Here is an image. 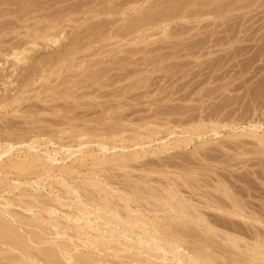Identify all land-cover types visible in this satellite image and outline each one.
Returning a JSON list of instances; mask_svg holds the SVG:
<instances>
[{
  "label": "rangeland",
  "instance_id": "374dc122",
  "mask_svg": "<svg viewBox=\"0 0 264 264\" xmlns=\"http://www.w3.org/2000/svg\"><path fill=\"white\" fill-rule=\"evenodd\" d=\"M0 25V92L3 96H13L8 99L10 102L7 100L0 104V129L5 131L0 130V136H7L5 142L3 137L0 138V144L4 145H0V151L10 144L19 146L0 157V207L5 199L12 201L15 198L12 201L15 204L9 206L13 211L10 209L9 212L10 215L12 212L15 214L14 226L27 237V227L22 229L19 221L35 219L37 212L41 213L37 218L39 223L42 216L46 220L51 212L47 214L46 211L50 210H42L45 200L58 217V222L65 225H62L65 232L68 231L54 234L51 227L50 230L45 229V226L49 228V224L41 221L43 232L48 230L44 234L51 235L46 238L56 240L52 241L55 244L30 242L34 247L29 243V253L35 259L23 256L28 261L20 257L18 251L10 254L14 259L7 257L11 260L6 258L9 253L1 251L0 264H15L17 256L24 260L20 261L21 264H45V258L37 251L39 245L46 249L51 244L48 248L55 250L53 246L58 243L63 246L69 241L70 247L74 245L72 252L76 247L74 255H85L89 262L92 261L88 264H135L134 259L138 257L139 260L146 257L147 264L158 261L150 256L152 251L144 254L130 250L131 241H127V246L123 239L117 236L111 239L108 234V240L113 243L107 241L110 246L106 242L103 246L107 245L106 249H102L95 241L103 220L98 219V226H89L93 224L90 219L91 223L84 222L85 225L83 221L74 223L71 220L72 215L78 212L76 196L83 203L87 201L85 204L92 208L97 206L94 204L97 196V201L100 197L101 203L111 204L112 208L117 203L120 207L116 210L119 212L121 209V216L132 209L128 213L141 216V219L138 217L141 220L138 224L145 221L156 226L158 223V235L155 236L162 235L158 237L159 243L163 237L167 240L182 239L181 249L192 252L191 245L195 244L192 242L197 244L201 240L209 247L206 253L215 256L218 264H244V244H252L255 240L264 244V143L258 140L261 129H264V0H0ZM65 45L70 47L66 54ZM55 48L66 55L58 61L55 59L57 63L53 60L58 53ZM13 53L17 56L25 54L24 61L16 67L12 64ZM41 61L43 63H37ZM33 65L41 67L38 69L40 72L33 77L34 80L32 78L23 84L21 79ZM65 86L71 87H67L69 91ZM61 120L63 122L60 123ZM250 125H259L260 128L254 127L247 132ZM244 129L249 136L242 132ZM16 137L19 139H14ZM28 140L36 143L34 146L40 152H48L55 161L51 164L45 160L30 162V153L24 146L31 143ZM99 144L115 148L103 151ZM78 147L81 151L76 149ZM75 149L80 152L74 154ZM114 154L121 155V159L112 158ZM58 178L66 183L65 186L57 183ZM65 187L73 188L71 195L64 193ZM17 194L25 195L20 196L28 200L29 207L35 201L36 208H29L26 204L25 207L23 204L26 202L21 203L22 199L18 200ZM155 195L175 207L186 203L188 211L192 209L191 214H201L215 231L210 235L202 230L203 224L190 225L174 213L161 214L163 211H159L162 208L154 205ZM90 197H93L92 202H89ZM29 199L32 205H29ZM62 204L68 205L63 207ZM234 204L242 209L243 219L230 214ZM123 205L129 208L124 210ZM6 216L0 214V219L12 220V217ZM156 217L160 223L154 219ZM166 217L170 224L166 222ZM74 224L85 226L86 232L81 228L83 234L75 238L74 233L72 235L76 229ZM134 230L142 232L138 227ZM165 230L169 234H162ZM225 235L238 237L240 248L234 250L228 243L225 244ZM83 240L90 242L91 247ZM120 241L125 252L119 250ZM3 249L6 248L0 245V250ZM72 252L69 254L73 255ZM58 256L51 264H76L68 256H65L66 259L64 255ZM165 263L176 264L170 258L165 259Z\"/></svg>",
  "mask_w": 264,
  "mask_h": 264
},
{
  "label": "bare ground",
  "instance_id": "6f19581e",
  "mask_svg": "<svg viewBox=\"0 0 264 264\" xmlns=\"http://www.w3.org/2000/svg\"><path fill=\"white\" fill-rule=\"evenodd\" d=\"M24 1H26V0H24ZM43 1V0H42ZM47 1V0H46ZM38 2V1H37ZM34 3V2H33ZM41 3V2H40ZM44 3V2H43ZM29 4V3H28ZM34 5V4H33ZM44 5V4H43ZM48 5H49V3H48ZM21 6V5H20ZM41 6V5H40ZM39 7V6H38ZM19 8V7H18ZM36 8V7H35ZM45 8V7H44ZM15 9V8H14ZM41 9V8H40ZM64 9V8H63ZM63 9H61V10H63ZM11 10V9H10ZM13 10V9H12ZM11 10V11H12ZM60 10V11H61ZM65 10V9H64ZM38 11V10H37ZM5 12V11H4ZM8 13H10L9 11H7ZM21 12V11H20ZM19 12V13H20ZM31 12V11H30ZM66 12H68V11H66ZM14 13V12H13ZM47 13V12H46ZM45 13V14H46ZM52 13V12H51ZM20 14H22V13H20ZM49 14V13H48ZM68 14V13H67ZM23 15V14H22ZM51 15V14H50ZM18 16H19V14H18ZM43 16V15H42ZM21 17V16H20ZM51 18V17H50ZM61 18V17H60ZM137 18V17H136ZM26 19H28V18H26ZM51 19H53V18H51ZM57 19V18H56ZM134 19V18H133ZM129 20V19H128ZM128 20H127V23H128ZM131 20V19H130ZM138 20V19H137ZM140 20H142V19H140ZM145 20V19H144ZM14 21V20H13ZM37 21V20H36ZM40 21V20H39ZM43 21V20H42ZM125 21V20H124ZM35 22V21H34ZM33 22V23H34ZM138 22H139V20H138ZM4 23V22H3ZM32 23V22H31ZM140 23V22H139ZM142 23V22H141ZM51 24V23H50ZM8 25V24H7ZM10 25V24H9ZM32 25V24H31ZM30 25V26H31ZM128 25V24H127ZM126 25V26H127ZM133 25V24H132ZM1 26V25H0ZM13 26V25H12ZM17 26V25H16ZM21 26V25H20ZM36 26V25H35ZM123 26V25H122ZM129 26H131V24H129ZM141 26V25H140ZM3 27V26H2ZM26 27V26H25ZM124 27V26H123ZM131 27H137V25L136 26H131ZM130 27V28H131ZM40 28V27H39ZM43 28V27H42ZM41 28V29H42ZM127 28V27H126ZM5 29H7V28H5ZM16 29V28H15ZM134 29V28H133ZM1 30V29H0ZM128 31H129V29H127ZM132 30V29H131ZM17 31V30H16ZM134 31V30H133ZM7 32V31H6ZM21 32V31H20ZM121 32V31H120ZM131 32V31H130ZM4 35V34H3ZM3 35H1L2 37H3ZM1 37V38H2ZM11 37V36H10ZM12 37H14V36H12ZM8 38V37H7ZM44 40V39H43ZM42 40V41H43ZM47 40H50V39H47ZM74 40V39H73ZM20 41V40H19ZM71 42V41H70ZM68 44V43H67ZM70 45V44H69ZM68 45V46H69ZM72 45V44H71ZM70 45V46H71ZM1 46V45H0ZM4 47V46H3ZM13 47H15V46H13ZM13 47H11V49H13ZM64 47V46H63ZM65 47H66V45H65ZM70 48V47H69ZM68 47H66V52H65V54L67 53V51H68V49H69ZM17 49V48H16ZM34 49V48H33ZM61 49H63L64 50V48H62L61 47ZM28 50V49H27ZM64 50V51H65ZM1 51V50H0ZM55 51L56 52H58V53H56V55H55V58L53 59V60H59V59H62L61 57L62 56H66V55H63L64 54V51L62 52V50H56V48H55ZM72 52V51H71ZM70 52V53H71ZM9 52H7V54H8ZM51 53V52H50ZM69 54V53H68ZM67 54V55H68ZM46 55H47V53H46ZM49 55V54H48ZM13 58H14V62H12V64H13V66H17V65H20L21 64V62L22 61H24V59H25V54L23 55L22 53H21V55L20 56H17V55H15L14 53H13ZM0 57H1V55H0ZM39 57V56H38ZM48 57V56H47ZM41 59L43 58V57H40ZM50 58H51V56H50ZM65 58V57H64ZM31 59V58H30ZM33 59V58H32ZM31 59V60H32ZM38 59V58H37ZM45 59V58H44ZM67 59V58H66ZM1 60V59H0ZM3 60V59H2ZM9 60V59H8ZM11 60H13V59H11ZM38 60H40V59H38ZM48 60V59H47ZM47 60H46V62L45 63H47ZM52 60V61H53ZM56 60H55V62H56ZM6 61V60H5ZM10 61V60H9ZM33 61H34V59H33ZM32 61V62H33ZM51 61V62H52ZM8 62V61H7ZM30 62V61H29ZM36 62V61H35ZM35 62H33V63H35ZM9 63V62H8ZM11 63V62H10ZM20 63V64H19ZM37 63H43L42 61L41 62H37ZM36 63V64H37ZM57 63V62H56ZM61 63V62H60ZM49 64V63H48ZM47 64V65H48ZM50 64H52V63H50ZM66 64V63H65ZM1 65V64H0ZM23 65V64H22ZM30 65V64H29ZM9 66V65H8ZM7 66V67H8ZM12 66V65H11ZM31 66V65H30ZM36 66V65H35ZM34 65H33V67L32 68H29V69H31L29 72H28V69H27V73H25V75H24V78L23 79H21L22 80V83L24 84V83H26V82H28V81H30L38 72H40L38 69L39 68H41V67H39V68H37V66L35 67ZM50 66V65H49ZM67 66V65H66ZM21 67H23L24 68V66H21ZM44 67H46V66H44ZM19 68H20V66H19ZM27 68V67H26ZM4 69V68H3ZM15 69V68H14ZM47 69H49V68H46V70ZM5 70H6V68H5ZM19 70V69H18ZM11 71V70H10ZM43 71H44V69H43ZM9 72V71H8ZM26 72V71H25ZM5 73H6V71H5ZM18 74V73H17ZM20 74V73H19ZM37 76V75H36ZM23 77V76H22ZM68 77V76H67ZM1 78V77H0ZM5 78V77H4ZM15 78V77H14ZM87 78V77H86ZM36 79H38V78H36ZM68 79V78H67ZM66 79V80H67ZM82 79V78H81ZM21 80H20V83H21ZM32 80H34V78L32 79ZM74 80V79H73ZM77 80V79H76ZM76 80H75V82H76ZM83 80V79H82ZM36 81V80H35ZM63 81H64V79H63ZM62 81V82H63ZM86 81V80H85ZM69 82V81H68ZM73 82V81H72ZM77 82H79V81H77ZM83 82V81H82ZM19 83V84H20ZM67 84H69V83H67ZM75 84V83H74ZM22 85V84H21ZM20 85V86H21ZM70 85V84H69ZM76 85V84H75ZM27 86V85H26ZM71 86V85H70ZM16 87V86H15ZM66 87V86H65ZM68 87V86H67ZM67 87H66V90H68L69 91V89H67ZM72 87V86H71ZM71 87H68V88H71ZM78 87V86H77ZM77 87L75 88V89H77ZM83 87V86H82ZM13 88V87H12ZM74 88V87H73ZM79 88V87H78ZM22 90V89H21ZM62 90H64V89H62ZM9 91V90H8ZM19 91V90H18ZM65 91V90H64ZM2 92V91H1ZM1 92H0V94H1ZM12 92V91H11ZM16 93V92H15ZM15 93H12V95L13 94H15ZM2 95V94H1ZM9 95H11V94H5L4 96L2 95V97H0V104L2 103V102H5V101H7L9 98H13V96H9ZM16 95V94H15ZM15 95H14V98H15ZM17 99V98H16ZM22 99V98H21ZM13 100V99H12ZM15 100V99H14ZM9 101V100H8ZM10 102V101H9ZM14 103V102H13ZM54 105V104H53ZM41 106H43V105H41ZM51 106V105H50ZM9 107V106H8ZM45 107V106H44ZM55 107V106H54ZM60 108V107H59ZM59 108H57V109H59ZM66 108V107H65ZM15 109V108H14ZM18 109V108H17ZM16 109V110H17ZM22 109V108H21ZM50 109V108H49ZM6 110V109H5ZM20 110V109H19ZM18 110V111H19ZM39 110V109H38ZM45 110V109H44ZM51 111H52V109H50ZM64 110V109H63ZM22 111V110H21ZM36 111H37V107H36ZM48 111V110H47ZM39 112V111H38ZM60 112V111H59ZM11 113H13V111L11 112ZM15 113V112H14ZM5 114V113H4ZM3 114V115H4ZM17 117V116H16ZM20 117V116H19ZM27 117V116H26ZM32 118V117H31ZM26 119V118H25ZM31 120V119H30ZM28 121V120H27ZM58 121V120H57ZM13 122V121H12ZM56 122V121H55ZM61 122H63L62 120L60 121V123ZM67 122V121H66ZM16 123V122H15ZM31 123V122H30ZM59 123V122H58ZM32 124H34L33 122H32ZM17 125V124H16ZM53 125H54V123H53ZM251 125H254V124H251ZM248 126L247 128H248V130H247V132H249V130H251V129H255L254 127H258V126ZM8 126V125H7ZM33 126H35V125H33ZM37 126V125H36ZM60 126V125H59ZM65 126H66V124H65ZM262 126V125H261ZM12 127V126H11ZM10 127V128H11ZM41 127V126H40ZM40 127H38V128H40ZM236 127V126H235ZM264 127V126H263ZM19 128V127H18ZM26 128V127H25ZM245 129H247L246 127H244ZM259 128H260V126H259ZM259 128H257V129H259ZM262 128V127H261ZM8 129V128H7ZM41 129V128H40ZM55 129V128H54ZM57 129V128H56ZM209 129V128H208ZM232 129H233V127H232ZM243 129V128H242ZM244 129V131H242V130H240V131H242V132H246V130ZM1 130V129H0ZM9 130V129H8ZM16 130V129H15ZM32 130V129H31ZM48 130V129H47ZM260 130V129H259ZM262 130V132H263V130L264 129H261ZM261 130H260V132H261ZM1 131H3V132H5L3 129L1 130ZM17 131V130H16ZM27 131V130H26ZM40 131V130H39ZM215 132H216V130H214ZM12 132L14 133V130L12 129ZM19 132V131H18ZM24 132V131H23ZM51 132V131H50ZM246 132V133H247ZM251 132H253V131H251ZM262 132L260 133V136L258 137L259 139V143L260 142H262V143H264V133L262 134ZM7 133V132H6ZM5 133V134H6ZM9 133V132H8ZM11 133V132H10ZM13 133H11V134H13ZM33 133V132H32ZM36 133V132H35ZM39 133V132H38ZM44 133V132H43ZM47 133V132H46ZM86 133V132H85ZM212 133H214L213 131H212ZM255 133H256V131H255ZM21 134V133H20ZM37 134V133H36ZM42 134V133H41ZM216 134H217V132H216ZM241 134V133H240ZM249 134H251L252 136L253 135H255V134H253V133H249ZM1 135V134H0ZM30 135V134H29ZM33 135V134H32ZM45 135V134H44ZM81 135V134H80ZM235 135H237V134H234V136ZM239 135V134H238ZM243 135V134H242ZM241 135V136H242ZM247 135H248V133H247ZM250 135V137H252ZM257 135H259V134H257ZM9 136V135H8ZM25 136V135H24ZM36 136V135H35ZM74 136V135H73ZM194 136V135H193ZM217 136H218V134H217ZM240 136V135H239ZM249 136V135H248ZM3 137V136H2ZM1 136H0V138H2ZM6 137V139H7V136H5L4 135V137H3V140H4V142H5V140L6 139H4ZM29 137V136H28ZM80 137V136H79ZM198 137V136H197ZM196 137V138H197ZM13 138V137H12ZM11 138V139H12ZM22 138V137H21ZM27 138V137H26ZM35 139H37V137H34ZM33 138V139H34ZM38 138H40L39 137V135H38ZM45 138H47V137H45ZM75 139H78V137L76 138V137H74ZM10 139V140H11ZM14 139H17V137L16 138H14ZM19 139V138H18ZM17 139V140H18ZM24 139V138H23ZM22 139V140H23ZM33 139H31V140H33ZM41 139V138H40ZM257 139V138H256ZM0 140H2V139H0ZM10 140H8L9 141V144H10ZM26 140V139H25ZM31 140L29 141V142H31ZM52 140V139H51ZM49 141V140H48ZM87 141H89V140H87ZM7 142V141H6ZM24 142V141H23ZM22 142V143H23ZM21 143V144H22ZM41 143V142H40ZM83 143V142H82ZM19 144V143H18ZM21 144H20V147H21ZM38 144V143H37ZM43 144H45V143H43ZM48 144H50V143H48ZM226 144H228V143H226ZM0 145H2V144H0ZM34 145H36V143L34 144L33 142H31V143H29V144H24V146H26V149H28V151H29V153H30V162H34V161H43V160H45V161H48V163H52L53 161H55L54 159L55 158H52L49 154H48V152H40V149H36L35 148V146ZM46 145V144H45ZM55 145V144H54ZM219 145V144H218ZM3 147H4V145H2ZM23 146V145H22ZM44 146V145H43ZM59 146V145H58ZM1 147V146H0ZM3 147L1 148V151H0V157L2 156V155H4V154H6V155H8L7 153L9 152V150H11L12 148H14V149H16L17 147H19L18 145H9L8 147L6 146L4 149H3ZM41 147V146H40ZM80 147H82V145L80 146ZM80 147H78V148H76V149H78V150H80L81 148ZM101 147V148H100ZM226 147V146H225ZM227 147H228V145H227ZM22 148V147H21ZM20 148V149H21ZM39 148V147H38ZM66 149H68L69 150V148H67V147H65ZM83 148V147H82ZM99 148L100 149H102L103 151H110V150H113L115 147L112 145V146H105V145H101V144H99ZM18 149V148H17ZM23 149V148H22ZM21 149V150H22ZM65 149V150H66ZM75 149V150H76ZM122 149H124L125 150V148H122ZM71 150H73V149H71ZM127 150V149H126ZM17 151V150H16ZM15 151V152H16ZM20 151V150H19ZM23 151H25V150H23ZM81 151V150H80ZM79 151V152H80ZM66 152V151H65ZM78 151L76 150L75 152H73L74 154H76ZM78 152V153H79ZM23 153V152H22ZM72 153V155H74ZM111 153V152H110ZM114 153V152H113ZM17 154V153H16ZM19 154V153H18ZM5 156V155H4ZM20 156V155H19ZM25 154H24V158H25ZM112 158H115V159H121V155H117V154H114V155H112ZM1 159V158H0ZM11 159V158H10ZM18 160H19V158H18ZM27 160V159H26ZM103 160V159H102ZM12 161V160H11ZM104 162V161H103ZM108 162V161H107ZM16 163H17V161H16ZM118 163V162H117ZM30 165V164H29ZM17 166V165H16ZM27 168V167H26ZM22 169V168H21ZM2 171V170H1ZM8 172V171H7ZM35 172V171H34ZM45 176V175H44ZM43 176V177H44ZM28 177V176H27ZM55 177V176H54ZM190 177V176H189ZM60 178V177H59ZM59 178H58V180H57V183H59L60 185H63V186H65V184L64 183H62L61 182V180H59ZM90 178V177H89ZM4 179V178H3ZM6 179V178H5ZM83 179V178H82ZM90 180H91V178H90ZM1 181H3V180H1ZM8 181V180H7ZM18 181V180H17ZM16 181V183H18ZM31 181V180H30ZM55 181V180H54ZM92 181V180H91ZM21 182V181H20ZM93 182V181H92ZM91 182V183H92ZM15 183V182H14ZM33 183V182H32ZM90 183V184H91ZM9 184V183H8ZM34 184V183H33ZM84 184V183H83ZM86 184V183H85ZM6 185V184H5ZM12 185V184H11ZM16 185V184H15ZM93 185V184H92ZM44 186V185H43ZM62 186V187H63ZM91 186V185H90ZM96 186V188H97V184L95 185ZM94 186V187H95ZM99 186V185H98ZM108 186V185H107ZM14 187V186H13ZM83 187V186H82ZM93 187V186H92ZM91 187V188H92ZM100 187V186H99ZM37 188V187H36ZM55 188V187H54ZM53 188V189H54ZM58 188V187H57ZM102 188V187H101ZM171 188V187H170ZM173 188H175V187H173ZM214 188H216V187H214ZM220 188V187H219ZM16 189V188H15ZM43 189V188H42ZM61 189V188H60ZM71 189H73V188H69V187H65V191H64V193L66 194V195H71V193L73 192V190H71ZM79 189V188H78ZM104 189V188H103ZM4 190V189H3ZM82 190H84V189H82ZM218 190V189H217ZM9 191V190H8ZM23 191V190H22ZM35 191V190H34ZM38 191V190H37ZM52 191V190H51ZM72 191V192H71ZM99 191V190H98ZM103 191V190H102ZM112 191V190H111ZM131 191V190H130ZM134 191V190H133ZM85 192V191H84ZM106 192V191H105ZM109 192V191H108ZM23 193V192H22ZM27 193V192H26ZM31 193V192H30ZM33 193V192H32ZM41 193V192H40ZM40 193H38V195L40 194ZM63 193V192H62ZM75 193V192H74ZM83 193V192H82ZM131 193V192H130ZM178 193V192H177ZM28 194H29V192H28ZM36 194H37V192H36ZM43 194V193H42ZM65 194H64V197H66L65 196ZM79 194V193H78ZM77 194V195H78ZM87 194V193H86ZM90 194V193H89ZM91 194H92V191H91ZM91 194H90V196H91ZM127 194V193H126ZM133 194V193H132ZM134 196H136V194L137 193H135L134 192ZM170 194V193H169ZM175 194V193H174ZM18 195V194H17ZM21 195V194H20ZM20 195H18V200H20V199H22V197L21 196H25L24 194H22L21 196ZM35 195V194H34ZM63 195V194H62ZM98 195V194H97ZM119 195V194H118ZM124 195V194H123ZM162 196H163V194H161ZM168 195V194H167ZM224 195V194H223ZM226 195V194H225ZM30 196V195H29ZM61 196V195H60ZM74 196H76L75 194H74ZM73 196V197H74ZM100 196V195H99ZM110 197H112L111 195H109ZM153 196V195H152ZM164 196H165V194H164ZM179 196V195H178ZM16 197V196H15ZM44 197V196H43ZM62 197V196H61ZM60 197V198H61ZM68 197V196H67ZM66 197V198H67ZM102 197V196H101ZM106 197H107V195H106ZM109 197V198H110ZM131 197V196H130ZM155 197H156V195H155ZM158 197V196H157ZM157 197H156V201H154L156 204H154L155 206L158 204L162 209H160V207H156V208H158V209H160V211L159 210H157L156 208V210H157V212L159 211V212H161V211H163V212H161V214H163L164 213V215H165V212L166 213H174V214H176L178 217H180V219H184L187 223H193L194 225H201V224H203L204 225V229L202 228V230H205V232H209L210 233V235H211V233H213V231H215L213 228H212V226L211 225H209L207 222H205V220L203 219V217L201 216V214L199 215H193V213L191 214L190 213V211L192 210H190V211H188L189 209V207H188V205H187V207H185L186 205V203L183 205V206H179L178 205V207L176 206L175 207V205L173 204V205H171L166 199H162L163 197H161L160 199H159V197H158V199H157ZM180 197H181V195H180ZM183 197V196H182ZM2 198V197H1ZM26 198V197H25ZM29 198V197H28ZM31 198H34V196H31ZM38 197H35L34 199H37ZM40 198H41V196H40ZM59 198V197H58ZM70 198V197H69ZM81 198V197H80ZM93 198V197H92ZM91 197H90V200L92 199ZM97 198H98V196L95 198L96 199V201H97ZM104 198V197H103ZM123 198V197H122ZM127 198H129V197H127ZM164 198H166V197H164ZM174 198V197H173ZM235 198V197H234ZM15 199V198H14ZM14 199H12V201L14 200ZM27 199V198H26ZM75 199V204H76V208H77V210H78V212H77V214L75 215V216H73L72 214V221H74V223H75V221H83V225H85L86 223H91L90 222V220L92 221V223L93 224H88L89 226H93L94 224L95 225H97L99 222H98V219L99 220H103V224H101V227L99 228L100 229V231H99V233H98V235H97V240L95 241V242H98V244L100 243V245H101V247H102V249H106V247H107V245H106V247L104 248L103 246H105V244H106V242L107 241H109L108 240V236L112 239H115V237L117 236L118 238H121V239H123L125 242H123L124 244H128L127 243V241H131L132 242V244H130V246H129V248H130V250H138V252L140 251V252H144V254L147 252V251H152V253H151V255L150 256H152L153 258H155L156 260H158L155 264H166L165 263V259H167L168 258V260H169V258H170V261H172V263H174V262H176V264H218L217 263V261L215 260V256L213 257L212 255H210V253L209 254H207L206 252L208 251L207 249H209V247H208V245H205V243L203 244L202 243V241H201V244H200V241H197V242H199V243H197L196 244V242L194 241V242H192V243H195V244H192V245H194L193 247H192V245H191V249H192V252L191 251H188L186 248V250H184L183 251V249H181V247H180V242L181 243H183L182 242V239H177L176 237H174V238H176V240L174 239H172V240H167L166 239V237L164 238H161V239H163V241L161 242V243H159V241H158V237H160V235L159 236H155V235H158V233H156V231H157V228H156V226H157V224L158 223H156V226L154 225V223L153 222H149L148 224H146V223H144L145 221H143V223H141V224H138L139 222L138 221H141V220H139L138 219V217H140V219H141V216H136L135 217V215H131L130 213H128L129 211L130 212H132L133 210L132 209H130L129 211L128 210H126V208H129V207H127V205H126V207L124 206V210H126V212H127V214L125 215V214H123V216H121V214H120V210H119V212L116 210L117 208L116 207H118L115 203V205L114 206H116L115 208H112V206H110V205H107L108 203H101V202H103L102 200H101V202L99 201L100 200V197H99V202L97 201H95V203L94 204H97V206H98V208H97V206L95 207V209H93L92 207H89V206H87L85 203H87V201L85 202L84 201V203L79 199V196H78V198H77V196H76V198H74ZM84 199H86L85 198V196H84ZM84 199H82V200H84ZM153 199H155L154 198V196L152 197V200ZM232 199V198H231ZM1 200H3V199H1ZM6 200V201H5ZM4 200V202H2V205H1V207H0V214H4V216H5V214L8 216V217H12V220L11 221H8V220H6V219H4L3 217V220H1L0 219V245L2 246V247H5L6 249L4 250H0V252L1 251H4V253L5 252H7V253H9V255L8 256H6V258L7 257H10L11 255L10 254H12L14 251H18V253H20V254H22V256L19 254V256L20 257H22L23 259H24V257L23 256H25V257H28L30 260H34L35 259V257L33 258V255H31L29 252V249H30V245H31V243L30 242H34V243H44L45 244V242L47 243H49V242H52V241H54V240H50V237H49V239L48 238H46V237H48V236H51L50 234L48 235V236H46L44 233L46 232V231H48V230H46L45 232H43L44 230L42 229L43 227H41V225L40 224H42L41 223V221L43 222V224L45 223V224H49V225H47V226H49V228H46V226H45V229H51V230H53L54 231V234H62V233H67V232H65V227H63L62 225H64V224H60L59 222H58V217L51 211V208H50V206H48V204H47V202H45V200H44V203H45V205H44V203H43V205L44 206H42L41 208H42V210L44 211L45 209H47V210H50V211H46V213L47 212H51V214L49 215L48 213V215H47V219L45 220L44 219V216H42L43 217V219L41 218L40 219V223H39V219H37L38 218V215H39V217L41 216L40 214H37L36 213V215H37V218H35V219H33L32 217L33 216H35V215H33L31 218L33 219H28V221H26V220H24V221H19L20 222V224L22 225V229H23V227L25 228V227H27L26 229V231L29 233V236H24L25 234H23L22 232H20L19 230H18V228H16L15 226H14V222H15V220H16V218H15V214H14V212H12L11 213V215L13 214V216H11L10 215V209L12 210V208H10L9 206L10 205H13V204H15L14 202H12L10 199L8 200V199H5ZM30 200V199H29ZM33 200V199H32ZM43 200V199H42ZM41 200V201H42ZM58 200V199H57ZM56 200V201H57ZM89 200V202H92L93 200H91L90 201ZM121 200V199H120ZM130 200V199H129ZM134 200V199H133ZM23 201H25L26 203H24L23 205L25 206V204L27 205V201L28 200H24V199H22L20 202L22 203ZM53 201V200H52ZM65 201V200H64ZM111 201V200H110ZM126 201V200H125ZM170 201V200H169ZM236 201H237V199H236ZM17 203H19L20 204V202L19 201H16ZM31 200L29 201V205L31 204L32 206H34V208H36L35 207V205H34V203L33 202H35V201H33V202H31ZM39 202V201H38ZM60 202H62V201H60ZM72 202V201H71ZM88 202V203H89ZM112 202V201H111ZM129 202V201H128ZM238 202V201H237ZM16 203V205H18ZM40 204H42V202H39ZM173 203H174V201H173ZM180 203V202H179ZM47 204V205H46ZM65 204V203H64ZM72 204V203H71ZM71 204H69V206H71ZM92 204V203H91ZM20 205H22V204H20ZM36 205H38V206H40L38 203H36ZM59 205V204H58ZM60 205H61V203H60ZM66 205H68V204H66ZM65 205V206H66ZM24 206H22L23 208H24ZM28 206V205H27ZM32 206H30V207H32ZM37 206V208L39 209V207ZM45 206H46V208H45ZM62 206H63V204H62ZM65 206H63V207H65ZM68 206V207H69ZM73 207H74V205H72ZM110 206V207H109ZM26 207V206H25ZM29 207V206H28ZM29 207V208H30ZM120 207V206H119ZM118 207V208H119ZM132 207V206H131ZM196 207V206H195ZM9 208V209H8ZM17 208V207H16ZM40 208V209H41ZM60 208V207H59ZM97 208V209H96ZM112 208V209H111ZM164 208V209H163ZM191 208V207H190ZM14 209V208H13ZM32 209V208H31ZM69 209V208H68ZM71 209H72V207H71ZM74 209V208H73ZM154 209V210H155ZM16 210V209H15ZM14 210V211H15ZM59 210V209H58ZM61 210V209H60ZM97 210H98V212L99 213H97ZM132 210V211H131ZM197 210V209H196ZM217 210H218V208H217ZM242 209L241 208H239V206L236 204H234V206L232 207V209L230 210V214L232 215V216H237L238 218L239 217H241L242 219L245 217V216H243V213H242V211H241ZM10 211V212H9ZM13 211V210H12ZM18 211V210H17ZM44 211V212H45ZM61 211H63V210H61ZM61 211H60V213H61ZM69 211V210H68ZM75 212H76V210H74ZM135 211V210H134ZM9 212V213H8ZM16 212V211H15ZM21 212V211H20ZM42 212V211H41ZM72 212H73V210H72ZM156 211H154V213H155ZM158 212V213H159ZM63 213V212H62ZM66 213V212H65ZM69 213H70V211H69ZM79 213V214H78ZM122 213V212H121ZM136 213V212H135ZM157 213V214H158ZM246 213V212H245ZM19 214V213H18ZM24 214V213H23ZM32 214H33V212H32ZM35 214V213H34ZM227 214V213H226ZM25 215V214H24ZM58 215V214H57ZM63 215V214H62ZM70 216L69 214H66V216ZM125 215V216H124ZM3 216V215H2ZM6 216V217H7ZM21 216H23L22 215V213H21ZM26 216H27V214H26ZM172 216H173V214H172ZM172 216H169V217H172ZM65 216H63V218H64ZM174 217L176 218V216L174 215ZM177 217V218H178ZM206 217V216H205ZM204 217V218H205ZM1 218V217H0ZM28 218V217H27ZM68 218H71V217H66V219H68ZM102 218V219H101ZM173 218V217H172ZM174 218V219H175ZM24 219V218H23ZM90 219V220H89ZM153 219V218H152ZM154 219H158L159 220V218L158 217H156V218H154ZM153 219V220H154ZM161 219V218H160ZM169 219H171V218H169ZM252 219V218H251ZM6 220V221H5ZM19 220V219H18ZM63 220V219H62ZM143 220V219H142ZM144 220H147V219H144ZM157 220V221H158ZM162 220V219H161ZM177 220H179V219H177ZM60 221V220H59ZM65 221V220H64ZM64 221H60V222H64ZM67 221V220H66ZM69 221V220H68ZM163 221H164V218H163ZM172 221H174L173 219H172ZM181 221V220H180ZM183 221V220H182ZM209 221V220H208ZM84 222H86L85 224H84ZM146 222H148V221H146ZM159 223H160V220L158 221ZM162 222V221H161ZM166 222H170V221H167V217H166ZM215 222V221H214ZM252 222V221H251ZM66 223V222H65ZM68 223V222H67ZM66 223V224H67ZM72 223V222H71ZM178 223V222H177ZM184 223V222H183ZM217 223V222H216ZM43 224H42V226H43ZM68 224H70V223H68ZM76 224H77V222H76ZM76 224H74V226L73 225H71V226H73V227H76V229L74 228V232H72V235H73V233H74V235H75V238H77L76 236H81L82 234H83V232H81V228L84 230V227H80V224H78L79 226H77ZM170 224V223H169ZM180 224V223H179ZM210 224H211V221H210ZM215 224V223H214ZM214 224H212V225H214ZM82 224H81V226H83ZM87 225V226H88ZM163 225V224H162ZM183 225V224H182ZM186 225V224H185ZM191 225V224H190ZM65 226V225H64ZM66 226H68V225H66ZM86 226V227H87ZM98 226V225H97ZM158 226H159V224H158ZM165 226V225H164ZM167 226V225H166ZM181 226V225H180ZM51 227V228H50ZM70 227V226H69ZM135 227H138L139 229H141L142 230V232H141V230H140V232L141 233H139L138 232V230H137V232L134 230V228ZM160 227H161V225H160ZM163 227V226H162ZM199 227V226H198ZM21 228V227H20ZM91 229L93 228V227H90ZM96 228V227H95ZM169 228V227H168ZM167 228V229H168ZM56 229V230H55ZM70 229V228H69ZM137 229V228H136ZM170 229V228H169ZM71 230V229H70ZM69 230V231H70ZM72 231V230H71ZM88 231V230H87ZM94 231V230H93ZM96 231V230H95ZM160 231H162V230H160ZM169 231V230H168ZM176 231H179V230H176ZM84 232H86V230H84ZM98 232V231H97ZM163 232V231H162ZM259 232V231H258ZM25 233V232H24ZM71 233V232H70ZM144 233L147 235H144ZM156 233V234H155ZM161 233V232H160ZM167 234L168 232H166V230H165V232L164 233H162V234ZM176 233V232H175ZM27 234V233H26ZM52 234V233H51ZM54 234H52V236L54 235ZM85 234V233H84ZM92 234V233H91ZM97 234V233H96ZM106 234H108V236L106 235ZM169 234V233H168ZM174 234V233H173ZM179 235L181 234V232H179L178 233ZM225 234V233H224ZM244 234V233H243ZM71 235V234H70ZM73 235V236H74ZM93 236H94V234H92ZM192 235V234H191ZM195 235H196V233H195ZM194 235V236H195ZM214 235V234H213ZM240 235V234H239ZM260 235V234H259ZM258 235V236H259ZM262 235V234H261ZM62 236V235H61ZM84 236V235H83ZM86 236V235H85ZM87 236H88V234H87ZM93 236H91V237H93ZM162 236V235H161ZM176 236V235H175ZM183 235H181V237H182ZM197 236V235H196ZM208 236V233H207V235H206V237ZM219 236V235H218ZM223 236V235H222ZM257 236V237H258ZM59 238H60V236H58ZM168 237H173V236H169L168 235ZM179 237V236H178ZM215 237H217L216 235H215ZM224 237H226L225 239H224V241H226V243L225 244H227L228 243V245L231 247V249H239L240 248V246H239V242H238V237H235V236H230V235H225ZM57 237H55L54 239H56ZM67 238V237H66ZM85 238H88V240H91V239H89V237H85ZM109 238V239H110ZM118 238H116V240L118 241L119 239ZM185 238V237H184ZM52 239V238H51ZM69 239V238H68ZM67 239V240H68ZM255 239H256V237H255ZM259 239V238H258ZM65 240V239H64ZM66 240V241H67ZM72 240H74L73 238H72ZM80 240H81V238H80ZM87 240V239H86ZM160 240V239H159ZM187 240V239H186ZM186 240H185V242H186ZM203 240V239H202ZM241 240V239H240ZM60 241H62V239H60ZM78 241V240H77ZM82 241V240H81ZM93 241V240H92ZM111 241H114V240H111ZM244 241V240H243ZM54 242H56V240L54 241ZM58 242V241H57ZM63 242V241H62ZM68 242V241H67ZM70 243H71V241H69ZM68 242V243H69ZM74 242V241H73ZM83 242H84V244H85V242L86 241H84L83 240ZM115 242V241H114ZM29 243H30V245H29ZM33 243V244H34ZM47 243V244H48ZM65 244H63V246H61V245H58V244H60V243H58L57 245H55V246H53L54 247V249L55 250H53L51 247V249H49L48 247L51 245H48V249L46 248L45 249V246H44V249H43V247L42 248H40V245H39V249H37V251H38V254H40V255H42L43 256V259L45 258V260H46V263L45 264H51L52 263V261H54V259L55 258H57V256L59 255V254H61L62 256H63V258H65L66 259V257L68 256V259H70V260H72V261H74L76 264H88V263H91V262H89V258L88 257H86L85 255L84 256H82V255H74V250H75V248L76 247H74V250H73V252L71 251L72 250V245H71V247L68 245V243L66 244V242H64ZM76 243V242H75ZM74 243V244H75ZM78 243V242H77ZM76 243V244H77ZM90 243V242H89ZM89 243H87L86 242V245L88 244L89 245V247H91V245L89 244ZM109 243H113V242H110L109 241ZM123 243H121V241H120V243H119V245L118 246H120L121 244V247H120V251L122 250V251H124L125 252V250L124 249H121L122 248V246H123ZM244 243H245V241H244ZM243 243V244H244ZM247 243V242H246ZM244 244V250H243V248H242V250L244 251V254H245V257L243 258V259H245V261H244V264H264V244L261 242V240H255L254 242H252V244ZM52 244L54 245L55 243H53L52 242ZM80 244V243H79ZM81 244H82V242H81ZM93 245L95 244L94 242L92 243ZM107 244H108V242H107ZM116 244H118V243H116L115 242V245ZM35 246H38L37 244H34ZM92 245V246H93ZM96 246H97V244H95ZM109 245V244H108ZM114 245V244H113ZM113 245H111V247H113ZM125 245V247H126V250H127V252H129L128 251V249H127V246L129 245H127L126 246ZM31 246H33V245H31ZM74 246V245H73ZM95 246V247H96ZM110 246V245H109ZM109 246H108V248H109ZM210 246V245H209ZM34 247V246H33ZM32 247V248H33ZM86 247H88V246H86ZM98 247V249H100L101 251H102V249H101V247L98 245L97 246ZM96 247V248H97ZM100 247V248H99ZM117 247V246H116ZM114 248L116 251L118 250V248ZM125 247H123V248H125ZM230 247H229V250H230ZM80 248V247H79ZM89 249V248H88ZM95 249V248H94ZM93 249V250H94ZM97 249V250H98ZM113 249V250H114ZM31 250V249H30ZM86 250V249H85ZM109 250V249H108ZM108 250H107V252H108ZM111 250H112V248H111ZM112 250V251H113ZM115 250H114V252H115ZM119 250H118V252H119ZM72 252V254L73 255H71V254H69V253H71ZM81 251H82V249H81ZM80 251V252H81ZM90 251V250H89ZM230 251H233V250H230ZM33 252V251H32ZM87 252V251H86ZM95 252V251H94ZM126 252V253H127ZM132 251H130V253L129 254H131L132 255V253H131ZM233 252H235V251H233ZM2 253V252H1ZM91 253H93L92 251H91ZM97 253V252H96ZM113 253V252H112ZM150 253V252H149ZM149 253H148V256H149ZM3 254V253H2ZM85 254V253H84ZM95 254V253H94ZM98 254V253H97ZM102 254V253H101ZM103 254H105V253H103ZM129 254H128V256H129ZM139 254H141V253H139ZM144 254H141V255H143L144 256ZM147 254V253H146ZM244 254H243V256H244ZM7 255V254H6ZM61 255H59V256H61ZM92 255V254H91ZM140 255V256H141ZM4 256H5V254H4ZM13 256V255H12ZM37 256V255H36ZM39 256V255H38ZM59 256H58V258H59ZM66 256V257H65ZM99 256H100V254H99ZM133 256H134V254H133ZM20 257H15V264H17L18 262H20V261H23L24 262V260L26 261H28L29 259H22V258H20ZM40 257V256H39ZM101 257V256H100ZM130 257V256H129ZM132 257V256H131ZM138 256L136 255V258H137ZM1 258V257H0ZM10 258H12V257H10ZM10 258H7V259H10ZM63 258H61L60 257V259L62 260V261H64L65 262V260H63ZM128 258V257H127ZM146 257H144V259H142V260H139L140 258L138 257V259L137 260H135L134 259V261H135V264H136V262L138 263V264H147V259H145ZM218 258H221V257H218ZM4 259H5V257H4ZM3 259V260H4ZM12 259H14V257L12 258ZM101 259V258H100ZM3 260H1V261H3ZM11 260V259H10ZM41 260H42V258H41ZM69 260V261H70ZM92 260H94V259H92ZM7 261V260H6ZM37 261H39V259L37 260ZM67 261V260H66ZM68 261V262H69ZM167 261V260H166ZM10 261H8V263H9ZM33 262V261H32ZM67 262V263H68ZM71 262V261H70ZM69 262V263H70ZM98 262V261H97ZM96 262V263H97ZM150 262V261H149ZM3 263H4V261H3ZM27 263V262H26ZM30 263V262H29ZM28 263V264H29ZM38 263V262H37ZM59 263V262H58ZM134 263V262H133ZM151 263V262H150ZM10 264H11V262H10ZM13 264V263H12ZM20 264H21V262H20ZM33 264V263H32ZM71 264V263H70ZM93 264H94V262H93ZM170 264V263H169ZM220 264V263H219Z\"/></svg>",
  "mask_w": 264,
  "mask_h": 264
}]
</instances>
